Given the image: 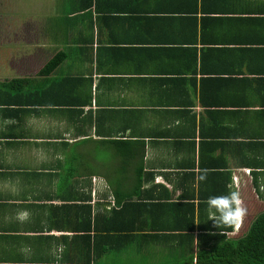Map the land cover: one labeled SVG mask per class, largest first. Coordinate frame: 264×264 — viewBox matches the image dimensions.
I'll return each instance as SVG.
<instances>
[{"label": "crops", "instance_id": "0c3cea01", "mask_svg": "<svg viewBox=\"0 0 264 264\" xmlns=\"http://www.w3.org/2000/svg\"><path fill=\"white\" fill-rule=\"evenodd\" d=\"M47 1L1 35L0 264H188L241 237L247 214L205 231V196L264 205V0ZM123 203L138 230L105 253Z\"/></svg>", "mask_w": 264, "mask_h": 264}, {"label": "trees", "instance_id": "16d2710c", "mask_svg": "<svg viewBox=\"0 0 264 264\" xmlns=\"http://www.w3.org/2000/svg\"><path fill=\"white\" fill-rule=\"evenodd\" d=\"M61 61V58L59 56H55L52 60H50L46 66L44 67L43 71L48 72L51 69H53L55 66H57ZM17 80H13L8 83H4L0 85L1 92H5L8 94L10 98H7L11 101H14L15 99H18V94L16 84ZM11 101H7L5 103H12ZM255 162H260L259 160H254ZM221 189H208L207 192L213 191L220 192ZM257 193L259 192L258 189ZM211 195H206L205 198L210 197ZM118 204V203H117ZM129 205H125V203L122 204V208L119 211H112L111 212V220L109 221L110 225L103 228L104 230V239L108 242H110V245H107L104 249L105 253L118 251L119 248L122 246L126 247L127 243L131 241V239H134L132 235H127L129 232L137 231L138 227L135 225L130 226L127 224V221L124 219V216H126L127 209ZM114 218H121L124 220V222L118 226L116 224L117 220L114 221ZM135 224V219H134ZM190 226V225H189ZM88 227L89 232L90 230H93L94 232L97 231V227L95 222L93 223L91 218L89 217L88 221ZM188 226H150L149 229H163L165 231L167 230H174L176 228H183ZM233 228V227H232ZM232 228H218V229H224L225 231H231ZM189 229H192V227H189ZM202 230V229H201ZM218 231L216 228L212 226L209 227L208 230L205 231ZM125 232L126 235H120L118 236H110L106 235L109 234V232ZM114 234V233H113ZM124 234V233H119ZM212 238H218L222 239V242L219 243L216 247L210 249L209 251H198L196 253V256H194L192 253L190 254V261L188 264H191L193 259H196V264H264V210L261 211L249 224L247 231L239 238L237 239H227L223 235H216L211 236ZM90 240V235H89Z\"/></svg>", "mask_w": 264, "mask_h": 264}, {"label": "rangeland", "instance_id": "374dc122", "mask_svg": "<svg viewBox=\"0 0 264 264\" xmlns=\"http://www.w3.org/2000/svg\"><path fill=\"white\" fill-rule=\"evenodd\" d=\"M40 1L41 4L39 5L38 0H0V44L1 42H6L5 36L1 37L4 31L14 32L16 30L15 27L18 26L20 21L33 20L34 16L41 15V13L44 12H42L41 9L46 8L45 3L48 1ZM17 21L19 22L17 23ZM46 21L48 20L46 19ZM12 25H15L14 29H11ZM9 38L14 40L13 35H10ZM13 40L12 42H14ZM243 198L247 202L248 207L253 209V211L247 210L246 212L247 219L244 221V226H248L251 220L254 219L255 215L262 211L264 205L259 204L260 206H258L256 194L251 188L246 187L243 189Z\"/></svg>", "mask_w": 264, "mask_h": 264}, {"label": "clouds", "instance_id": "9594fccd", "mask_svg": "<svg viewBox=\"0 0 264 264\" xmlns=\"http://www.w3.org/2000/svg\"><path fill=\"white\" fill-rule=\"evenodd\" d=\"M200 179L205 180L206 175H202ZM206 204L210 220L216 229L239 227L247 212L236 191H230L227 195L210 196ZM20 215L25 216L27 213Z\"/></svg>", "mask_w": 264, "mask_h": 264}]
</instances>
